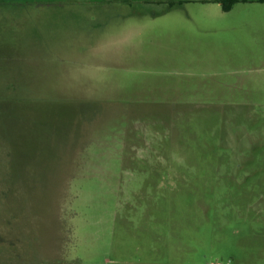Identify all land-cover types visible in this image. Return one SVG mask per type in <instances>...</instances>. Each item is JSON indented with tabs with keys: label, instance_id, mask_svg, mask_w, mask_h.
Instances as JSON below:
<instances>
[{
	"label": "rangeland",
	"instance_id": "1",
	"mask_svg": "<svg viewBox=\"0 0 264 264\" xmlns=\"http://www.w3.org/2000/svg\"><path fill=\"white\" fill-rule=\"evenodd\" d=\"M0 0V264H264V4Z\"/></svg>",
	"mask_w": 264,
	"mask_h": 264
},
{
	"label": "crops",
	"instance_id": "2",
	"mask_svg": "<svg viewBox=\"0 0 264 264\" xmlns=\"http://www.w3.org/2000/svg\"><path fill=\"white\" fill-rule=\"evenodd\" d=\"M238 2H241V3H245V5L247 4H264V0H240V1H238ZM238 2H236V3H238ZM230 9V7L227 9V10H229Z\"/></svg>",
	"mask_w": 264,
	"mask_h": 264
},
{
	"label": "trees",
	"instance_id": "3",
	"mask_svg": "<svg viewBox=\"0 0 264 264\" xmlns=\"http://www.w3.org/2000/svg\"><path fill=\"white\" fill-rule=\"evenodd\" d=\"M238 1H240V0H226L225 2H228L229 4L226 7H224V9L227 10L229 8L230 4H234Z\"/></svg>",
	"mask_w": 264,
	"mask_h": 264
}]
</instances>
